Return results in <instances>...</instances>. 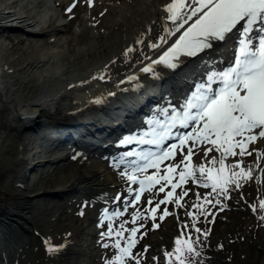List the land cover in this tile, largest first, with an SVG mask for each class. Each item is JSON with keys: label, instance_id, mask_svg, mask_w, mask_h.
<instances>
[{"label": "bare ground", "instance_id": "bare-ground-1", "mask_svg": "<svg viewBox=\"0 0 264 264\" xmlns=\"http://www.w3.org/2000/svg\"><path fill=\"white\" fill-rule=\"evenodd\" d=\"M66 1L71 5L74 3L71 2L73 0ZM62 2L64 0H4L0 3V32L12 27L22 30L28 36H51L48 44L39 47L31 43L25 50L17 51L18 56L7 55L10 49L16 52L14 46L7 47L3 54V47L0 45V235L14 223H22V226L31 229L33 233L40 234L47 250V241L51 242V246H62L56 253L48 251L49 257L51 256L48 264H96V261L107 264L116 252L99 258L98 254L93 255L97 247L87 248L83 241L97 238L103 244L112 245L115 242V235L111 237L114 241L102 236L104 230H108V221L104 214L107 212L111 215L117 211L125 213L134 204L139 184H131L121 173L134 167L132 161L141 164V160L136 156H127L126 153L116 159L105 155L90 156L91 151L83 148L79 150L75 145L61 149L63 152L54 149L56 154L49 155V148L46 147L48 135L43 137L45 142H39L42 138L41 134L39 135V130H42L40 123L52 119L77 118L82 112L108 105L123 90L137 87L141 81L158 76L160 72H164L161 68H153V72H144L142 69L152 65L154 58L181 34L185 27L174 35H167L166 30L175 31L172 22L167 19L168 13L164 10L171 0H97L96 7L99 9L90 6L87 18L82 21L84 27L90 25L89 27L94 29L93 36L88 40L80 39L81 28H78L75 33L66 37L60 34L64 17L56 7ZM104 16L115 18L106 27L110 33L111 48L105 53L103 50L104 54L100 57H92L94 50L101 49L99 39L104 26L100 19ZM8 37L12 38V35ZM161 37H166L167 42H163ZM152 44L158 47L152 48ZM130 48L133 49L132 52H128ZM176 98L179 106L175 112H182L186 99L181 95ZM173 114L174 111L168 113L170 120ZM157 121L160 125L165 123L161 119ZM36 123L38 124L35 129L40 128L39 130L24 127ZM193 127L194 124L177 134H187ZM129 137L133 140L132 136ZM122 138L121 136L120 139ZM178 142L177 139L159 148L166 150L171 144ZM206 147L210 145H200L194 150L196 154L192 157L193 165L204 164L206 168L213 167L209 159L213 156L218 158L220 153L213 151L205 158L203 151ZM159 148L154 152H158ZM130 151L142 152L132 149L127 153ZM248 151L252 155L228 157L225 164H235L243 160V168L255 166L256 171H260L259 168L264 164V139L249 145ZM179 153L178 151L177 156ZM184 153L186 154V148ZM258 153L261 154L260 158ZM66 154L72 157L68 156L67 159H61L62 161H74L63 165L59 156ZM77 154L79 155L76 157ZM180 155L182 156L181 153ZM100 157L103 161L96 160ZM181 159L182 157L164 161L160 166V175L165 174L166 165L179 163ZM121 160L123 163H120ZM36 163H40V167H52L34 175V168L31 167ZM117 164L119 167L115 166ZM215 167L218 168L219 165ZM155 172V169L149 168L143 174L137 173V176L143 179L145 175L151 176ZM259 176L264 178V172L260 171ZM194 183L189 180V185L184 190L190 192ZM169 187L171 186L165 185V191L162 193L167 194ZM59 193L64 195L61 201L67 197H77L72 203L74 210L65 207V203L50 205ZM117 196L120 197L119 200L116 199ZM221 196V201H224L225 196ZM261 201H264V190L254 192L245 202L251 208L255 206L256 210L263 212L264 209L259 207ZM77 203L82 205L79 212ZM36 211L44 214V228H39V213ZM67 214L77 217L70 220L65 218ZM122 216L113 219L115 229H119L120 223L126 220ZM174 219L175 221L166 224V230L169 232L166 237L157 236L163 245L161 252L168 242L166 238H178L172 230L176 223L180 224V220L177 215ZM103 223L106 225L102 233L100 231L97 234V225ZM196 227L201 229L198 234L203 236L206 229L199 225ZM125 228L129 231L127 225ZM125 235L126 231L121 246H126L125 241L130 231L127 237ZM218 238L224 236L220 235ZM257 245L264 259V238H260ZM211 262L222 263L216 257L212 258ZM126 264H129L128 260Z\"/></svg>", "mask_w": 264, "mask_h": 264}, {"label": "snow or ice", "instance_id": "snow-or-ice-1", "mask_svg": "<svg viewBox=\"0 0 264 264\" xmlns=\"http://www.w3.org/2000/svg\"><path fill=\"white\" fill-rule=\"evenodd\" d=\"M91 3V0H89ZM74 6V5H73ZM168 13L167 19L172 22L175 31H167L168 36L180 32L185 25L195 17L194 22L187 27L179 38L168 48L166 52L154 61L156 64H163L167 68L175 69L179 65L181 55L195 57L206 50L213 48V42L226 41L235 31L239 33L238 49L236 50L234 63L227 69L220 72H212L207 76L206 83L196 86L195 90L183 105L182 112H175L171 120L161 125V131L153 132L151 139L141 138L139 143L153 144L159 147L172 136V129L177 125L188 128L194 124L191 132L177 137L178 143L171 144L166 150L158 152H128L127 156H136L138 161H132L134 167L131 170L121 173L131 184H139V191L136 192L134 200L138 203L141 196L147 191L151 192L156 185H160L159 191H165V185L171 186L166 198L160 200L155 207L150 208L151 219L155 221L156 212L160 204L175 203L183 207L182 196L188 193L184 191L181 196H175L176 189L188 183L189 180L197 183L204 188H211L213 193L224 195L227 198L229 186L235 184L241 187L240 180L252 179L251 169L247 171L242 167L243 160L235 164L226 165L228 157L252 155L248 147L259 139H264V0H171L164 9ZM71 11V8L68 9ZM260 25L259 28L257 26ZM163 42H167L166 37H161ZM257 42L254 44L253 41ZM152 48L158 47L156 44ZM133 49H128L132 52ZM127 54V53H126ZM144 72H153L151 65L142 69ZM134 79V77H130ZM220 83V87L215 91L212 85ZM100 102V101H97ZM147 135V134H146ZM131 138L125 139L122 143H131ZM200 145H210L203 151L205 158L213 151L219 152L220 156L209 159L213 167L206 168L204 164L193 165L192 157L195 149ZM186 148V154L184 150ZM239 149L237 152L236 150ZM182 154L179 163L166 165L164 175H160V166L164 161L175 160L177 152ZM260 158L261 154H257ZM123 163V160L120 161ZM219 167H215V165ZM119 167V164L115 165ZM153 168L156 172L145 175L143 179L138 178L137 173L143 174L147 169ZM179 170V171H178ZM197 173L199 174L197 176ZM178 176V180L176 177ZM176 180V182H174ZM165 183H161V182ZM131 191V189L129 190ZM120 199L119 196L116 197ZM201 198L197 194V201ZM205 203H211L208 197L203 198ZM152 200L148 201L151 205ZM216 203H220L219 199ZM135 207V204L132 205ZM200 212H204L202 205L195 204ZM264 209V201L259 204ZM256 208L253 206V211ZM83 215V212L80 213ZM124 213L114 212L109 215L105 212V219L108 221V230L102 236L111 238L115 235V242L111 247L117 250L116 255L107 264H126V259H134L132 249L137 240L136 233L139 228L133 227L130 235L125 241L126 246H121L124 239V232L127 221L121 222L119 229L113 227V219ZM167 209L159 217L163 220L170 215ZM192 217V227L196 233H201V229L196 227L198 215L192 212L187 213ZM148 217L139 210L132 214L131 223L135 224L139 219ZM264 219V217H261ZM153 227H159L153 224ZM185 228L188 225H184ZM208 231L203 233L207 238ZM199 236L195 241L190 236L181 234L175 241L173 252L165 253L169 257H175L177 264H193L194 257H198L200 252L196 250L195 244L198 243ZM50 253L60 251L62 246H51L47 241ZM105 248L108 244L103 245ZM139 264V259H137Z\"/></svg>", "mask_w": 264, "mask_h": 264}, {"label": "rangeland", "instance_id": "rangeland-1", "mask_svg": "<svg viewBox=\"0 0 264 264\" xmlns=\"http://www.w3.org/2000/svg\"><path fill=\"white\" fill-rule=\"evenodd\" d=\"M4 0H0V3ZM73 5L68 4V1L58 3L57 10L60 14L63 15L64 26L60 28V34L68 37L69 35L76 32L78 28H81L79 33L80 39H89L93 36V30L90 25L84 27L82 21L87 18L89 7H95L99 9L97 5V0H73ZM71 8L69 12L68 9ZM115 18L112 16L102 17L100 19L101 24L104 26L101 30L100 35V46L101 49L94 50L92 57H100L105 51L111 48L109 44L110 33L107 31L109 22L113 21ZM82 24V25H81ZM12 35V38L8 36ZM51 36L49 34L39 35V36H28L22 30L17 28L2 30L0 32V45L3 49V54L7 47H15L14 50H7V55L18 56L17 51L25 50L31 43L42 47L49 43ZM104 50V53H103ZM30 85V84H29ZM33 88H35L33 86ZM30 91V90H29ZM32 93L33 90L31 91ZM50 155V154H49ZM180 153L176 155L175 159L181 158ZM74 160L64 161L62 164L66 165L68 162L72 163ZM98 161H103L101 158ZM57 166V165H56ZM52 166L46 165L41 166L34 171V175H39L43 170H48ZM55 167V166H54ZM255 166H252L251 174L252 179L247 181L240 180L241 187L237 188L235 184L229 186L227 192V198L224 201H221L222 196L217 193H213L211 188H204L199 186L197 183L193 184L191 191H187L186 196H182L181 203L183 207L177 206L175 203H165L160 204L156 212V219L153 221L151 219V213L149 210L152 207H155L160 200L166 198V194L159 191V185H156L151 192H145L138 203L133 201L134 204H138L135 207L131 206L128 208L129 211H126L123 214L127 223V228L130 229L133 227L139 228V231L136 233L137 243L132 249V255L134 259H126L129 264H137V259H139V264H169V257L165 256V253L173 252L175 248L176 240H168L164 246V251L161 252L160 249L163 248V245L157 239V236L160 238H165L168 234L166 230V224L169 221H175L174 217L177 215L180 220V224H175V228L172 230L177 234V237L180 238L183 233L185 238L191 236L192 240L195 241L199 236L198 243L195 244V248L200 252L198 257H194L193 264H216L211 262V259L216 257L222 261L217 264H262L264 263L263 255L261 249L257 245L260 238H264V219L261 217L264 214V211L255 210L246 204V200H249V197L257 192L258 190H264V178L259 176V172H264V164L259 168L260 171H256ZM246 171L247 168H244ZM189 185L186 184L184 187L176 189L175 196L179 197L185 191L184 189ZM171 191V187L169 190ZM127 191H125L126 193ZM197 194L200 196V200L197 201ZM260 195V194H259ZM133 196V195H132ZM208 197L211 203H205L203 198ZM219 199L220 203H216V200ZM152 200V204L149 205L148 201ZM48 202V201H47ZM222 202V203H221ZM64 204L65 207L74 210L75 206L73 202L61 201L60 198L58 201L52 200L50 202L51 206L56 204ZM49 204V203H47ZM200 204L202 205L204 212H200L197 208H194L193 205ZM81 203H77V210H81ZM143 213L147 216V219H139L135 224L131 223L132 214L137 211ZM167 209L170 215L166 216L163 220H160V216L163 214L164 210ZM192 212L193 214L198 215V221L196 226L206 229L208 231L207 238L202 235H199L195 232L192 227V217L187 215V213ZM39 213L37 215L39 228H44L46 225L44 223V214L41 211H36ZM176 213V214H175ZM263 213V214H262ZM74 214L66 215L65 218H70V220L75 219ZM124 222V221H123ZM58 223V218L56 219ZM106 223V222H105ZM105 223L97 225V234L98 232L103 231ZM158 224L159 227L154 228L153 224ZM22 224V223H21ZM19 224L14 223L13 226L8 227L3 233L4 236L0 238V263L5 264H48L49 253L46 248L43 246V240L40 234L33 233L31 229H22L18 227ZM184 225H188L187 228ZM24 226V225H23ZM27 226V225H26ZM258 228V229H255ZM92 229V228H91ZM90 229V230H91ZM126 231V237L128 232ZM105 232V230H104ZM259 232V233H258ZM258 234V235H257ZM220 235H223L224 238H218ZM112 241L114 239L111 238ZM109 241V240H108ZM86 243V247L94 246L93 249L97 247V250L93 252V255H99V258L107 257V255L114 254L117 250L111 245L105 248L103 243L99 239H93ZM91 248V247H89ZM91 249V250H93ZM227 257V258H226ZM103 260V258H101ZM100 259V260H101ZM227 261V263H226ZM96 264H101V262H95ZM171 264H177L175 257H171Z\"/></svg>", "mask_w": 264, "mask_h": 264}, {"label": "water", "instance_id": "water-1", "mask_svg": "<svg viewBox=\"0 0 264 264\" xmlns=\"http://www.w3.org/2000/svg\"><path fill=\"white\" fill-rule=\"evenodd\" d=\"M148 99H149V96H148ZM100 115L101 114H99V112H93L89 116V120L82 117V115H79L77 118H67V119H60V120L52 119L51 121H45L44 123H40L41 125L40 128L42 130H39L40 128H37L35 129V131L39 130L40 131L39 135L41 134V136H43L42 132L45 131L47 135L57 134L58 136L64 138L72 134H77L82 129H90L93 126V124L90 123L91 119L98 117ZM96 127L98 128V125H96ZM44 128L46 129L44 130ZM58 196L63 197L64 195H58Z\"/></svg>", "mask_w": 264, "mask_h": 264}]
</instances>
